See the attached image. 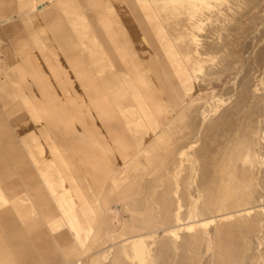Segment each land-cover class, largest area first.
Returning a JSON list of instances; mask_svg holds the SVG:
<instances>
[{
    "label": "rangeland",
    "instance_id": "1",
    "mask_svg": "<svg viewBox=\"0 0 264 264\" xmlns=\"http://www.w3.org/2000/svg\"><path fill=\"white\" fill-rule=\"evenodd\" d=\"M30 1L28 7L35 6L37 0ZM80 1L54 8L79 47L67 55L51 37L56 57H49L48 71L67 85L61 99L69 124L80 130V144L98 154L104 178L132 162L126 170L130 181L117 187L121 195L110 205L111 183L96 185L105 203L85 249L68 230L70 244L53 249V259L58 264H264V0ZM19 2L6 13L28 10ZM52 7L42 0L36 9ZM98 16L112 29L100 38L108 57L124 55L116 64L124 69L107 80L110 91L88 42L87 32L94 34L91 20ZM4 28L0 84L21 64L12 47L16 38ZM44 50L36 44L41 61L49 55ZM73 60L81 65L73 67ZM81 66L79 79L75 68ZM93 72L100 79L96 86ZM168 75L180 86L179 95L173 90L171 98L158 99L159 77L165 83ZM132 76L135 89L128 82ZM149 77L156 78L154 85ZM160 88L163 97L170 92ZM18 105L0 95L1 132V125L16 119L17 108L22 110ZM147 128L151 137L142 150L136 148L141 152L132 144L131 157L117 162L128 154L123 141L135 140ZM43 228L52 247L58 245L46 224Z\"/></svg>",
    "mask_w": 264,
    "mask_h": 264
},
{
    "label": "crops",
    "instance_id": "2",
    "mask_svg": "<svg viewBox=\"0 0 264 264\" xmlns=\"http://www.w3.org/2000/svg\"><path fill=\"white\" fill-rule=\"evenodd\" d=\"M3 1L0 0L3 6L0 8V39L8 38L4 26L9 27L8 34L16 38L12 47L19 52L21 64L9 73L7 83L0 84V95L3 99L10 96L15 106L21 103L23 108L18 110L16 107V119L9 127L1 125L4 128L0 131V264H58L53 259L52 251L62 250L66 243L70 244L68 230L81 242L83 250L93 235L100 205L105 203L96 185L102 181L104 185L111 183L112 191L107 197L110 205L121 195L117 187L130 181L126 170L132 159L129 163H122L111 177L108 175L109 178H104V168L97 161L98 154L92 153L90 146L88 150L80 144V130L69 124L70 112L61 99L67 93V85H63L56 73L48 71L49 57H56V51L51 49V37L55 38L59 48L67 55H70L72 48L79 47L76 42L72 43L73 35L67 31L60 13L55 11L57 8L54 9L56 4L58 6L75 0H49L53 7L42 13L36 9L42 0H37L38 3L32 5V9L28 7L30 0H19V4L25 3L20 9H28L22 13L14 10L6 13L9 10L7 6L12 9L15 7V1L12 4L5 2V5ZM81 1L90 3V0ZM34 11H37V15L31 14ZM25 17L28 18L23 20ZM100 20L99 16L91 20L94 34L88 30V42L95 48L93 53L99 60V77L109 90L110 83H107L117 74L116 59L108 57L104 50L97 31ZM37 22L46 23V28H38ZM83 31L85 29L80 27L81 36ZM63 41L71 45L69 52L65 51ZM36 44L45 49V54H49L42 61L36 52ZM72 62L73 67L81 65L78 60ZM82 67L78 71L75 68L79 79L84 76ZM89 70L92 72L93 69ZM90 79H93L94 86L95 80H100L96 74ZM101 117L105 121L112 118L105 115ZM149 131L148 128L143 130L135 140H124L126 145L123 149L128 154L119 155L122 160L118 159L117 162L131 157L128 149L132 144L133 151L137 154L141 152L151 137V134L148 136ZM138 147H141L140 151H137ZM105 189L109 193L108 186ZM45 224L58 245L52 247L45 236ZM64 224L65 229L62 227ZM66 261L63 263L70 264Z\"/></svg>",
    "mask_w": 264,
    "mask_h": 264
},
{
    "label": "bare ground",
    "instance_id": "3",
    "mask_svg": "<svg viewBox=\"0 0 264 264\" xmlns=\"http://www.w3.org/2000/svg\"><path fill=\"white\" fill-rule=\"evenodd\" d=\"M13 1H15V0H10V1H7V0H4L3 2H4V4L3 5H5V2L7 3V2H9V4H12V2ZM0 8H3V6H2V4L0 3ZM110 30H112L111 29V26L109 25V20H100V22H99V24H98V26H97V31H98V33H99V35H100V38H102V37H104L105 35H106V32L107 31H110ZM111 57V59H116V64H117V62H119V61H121V60H123L124 59V55H123V57H121L119 60H118V58L119 57H117V56H110ZM118 60V61H117ZM120 63V62H119ZM119 65H116V68L117 69H119V68H122V70L124 69V66L122 65L121 67H118ZM33 68V67H32ZM153 68V67H152ZM122 70H120V71H122ZM157 77H159V76H157ZM164 77V76H163ZM164 78H167L166 79V82L164 83L162 80H161V78L159 77V87L158 88H156V97L158 98V99H163V98H171V93H172V91L173 90H175L177 93H178V95H179V90H181V88H180V86L178 85V83H177V81L175 80V78L172 76V75H168L167 77H164ZM27 80V79H26ZM116 80V79H115ZM130 81H128L129 82V85L131 86V88L132 89H135L136 88V85H135V80H134V77L132 76V77H130V79H129ZM155 80H156V78H155ZM155 80L153 81V80H151V77H149L148 79H147V81H148V83L149 84H151V85H154L155 84ZM111 84V83H110ZM163 84H165L167 87H169V89H170V92H165L166 93V96L165 97H163V94L161 93V88H160V86H162V89H165L166 88V86H165V88L163 87ZM161 91H160V90ZM180 97V96H179ZM14 149V148H13Z\"/></svg>",
    "mask_w": 264,
    "mask_h": 264
}]
</instances>
